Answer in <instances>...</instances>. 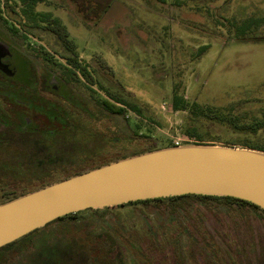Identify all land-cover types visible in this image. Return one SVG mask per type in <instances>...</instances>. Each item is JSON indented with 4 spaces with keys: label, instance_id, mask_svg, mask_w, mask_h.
Returning <instances> with one entry per match:
<instances>
[{
    "label": "rangeland",
    "instance_id": "obj_1",
    "mask_svg": "<svg viewBox=\"0 0 264 264\" xmlns=\"http://www.w3.org/2000/svg\"><path fill=\"white\" fill-rule=\"evenodd\" d=\"M34 7L61 20L96 81L112 93L122 87L153 119L107 112L97 103L106 98L98 86L84 79L65 82L66 64L58 55L67 53L57 37L41 33L20 41L8 32L10 25L23 24L16 18L19 8L0 17V43L11 53L7 63L23 81H11L19 88H5L0 106L15 110L38 134L65 132L52 151L37 146L39 138L29 141L30 155L21 159L46 182L155 146H193L185 134L187 113L170 105L176 84L190 102L236 106L249 120L262 117L264 40L236 39L227 21L263 17L264 0H36ZM253 33L264 35V26ZM32 77L38 92L24 83ZM212 135L208 146L236 139L220 128ZM32 233L1 251L0 264H264V212L222 202L87 210Z\"/></svg>",
    "mask_w": 264,
    "mask_h": 264
},
{
    "label": "water",
    "instance_id": "obj_2",
    "mask_svg": "<svg viewBox=\"0 0 264 264\" xmlns=\"http://www.w3.org/2000/svg\"><path fill=\"white\" fill-rule=\"evenodd\" d=\"M184 195L232 197L264 210V152L171 147L58 181L0 204V249L70 214Z\"/></svg>",
    "mask_w": 264,
    "mask_h": 264
},
{
    "label": "trees",
    "instance_id": "obj_3",
    "mask_svg": "<svg viewBox=\"0 0 264 264\" xmlns=\"http://www.w3.org/2000/svg\"><path fill=\"white\" fill-rule=\"evenodd\" d=\"M36 0H4V4L9 7V10L18 15L22 23L21 26H35L43 27L47 30L55 29L58 32L59 37L63 40V43L68 48L71 55L66 60V66L63 67L66 71L64 73L63 79L66 83L80 82L81 79L86 80L91 86H98L99 90L105 93L106 98H100L97 100L99 106L111 114H118L125 116L128 111H132L138 116L144 118L145 120L151 118V113L149 108L143 106L131 98L129 93H125L124 89L121 87L120 93H112L107 90L102 84L93 78L85 67H82L81 61L78 54L75 51L73 43L69 40V36L65 26L57 19L48 14H42L36 12L33 6ZM161 3L166 2V0H157ZM193 2H198L201 0H188ZM18 3L21 4L19 7ZM3 5V1H2ZM2 5H0V10ZM19 8V9H18ZM17 9L19 10L17 12ZM264 26V16L256 18H235L227 21V29L235 34L236 39L246 40L252 38L253 40H264V35L257 36L252 34L258 28ZM253 35V36H252ZM208 49V46H204L200 49L197 54L200 58ZM7 82V81H6ZM0 82V93L3 94L5 88H10L13 91L17 89L16 85L7 82L8 85H2ZM29 89L32 92H36V86L34 82L30 84ZM22 91V90H20ZM31 92V91H30ZM31 95V94H30ZM35 94L31 95V100L35 101ZM38 102V101H37ZM170 105L174 112H186L187 122L185 134L194 140V145H211L207 144L213 139L212 131L215 128L224 129L229 134L236 136V139L227 141L223 146L228 147H238V148H248L257 151L264 152V141L256 139L258 136H264V111L262 117L254 118L252 120L243 117L239 108L236 106L220 108L210 104H201L197 101L190 102L182 94L180 85H174L172 90V95L170 99ZM19 114L13 109H3L0 106V204L12 201L18 197L24 196L28 193L56 183L58 181L70 178L65 177L63 179H58L55 182H46L42 175L37 173V169L26 165L22 162V158L30 155V148L28 145L31 140H39V145L37 141L35 143L37 146L47 147L48 150L52 151L56 146V138L62 132L55 130H48L44 133L38 134L36 127H31L26 123H23ZM153 120V119H152ZM66 127V126H65ZM65 132L62 133L64 135ZM42 137H40V136ZM39 136V137H38ZM34 143V142H33ZM29 146V147H28ZM176 147L175 144H167L166 146H155L147 152ZM145 153V152H143ZM141 153V154H143ZM139 155V154H138ZM125 159V158H122ZM110 164V163H107ZM103 164V165H107ZM102 166V165H101ZM100 167V166H99ZM98 168V167H97ZM90 171V170H89ZM84 171L82 173H85ZM81 173V174H82ZM47 177V176H46ZM45 177V178H46ZM36 179L37 181H34ZM24 184V185H23ZM20 189H16V186H20ZM189 201H199L201 203L208 202H222L226 204H233L239 207H250L253 209L262 210L261 208L251 204L249 202L239 200L232 197H220V196H205V195H184L169 198H160L146 201L132 202L125 205H147V204H163L167 203L172 207H181L183 204ZM124 205H119L117 207H122ZM116 207V206H115ZM114 207H109L105 209H112ZM87 211V210H86ZM88 211H97L90 209ZM81 212L70 214L61 217L52 223L64 222L66 220H73L75 216H78ZM174 216H177L174 213ZM176 218V217H174ZM173 222V221H172ZM46 225V226H48ZM35 232V231H34ZM33 232V233H34ZM32 233V234H33ZM31 234V233H30ZM29 236V235H27ZM25 236V237H27ZM23 237V238H25ZM22 239V238H21ZM20 240V239H19ZM119 240V239H118ZM17 242V241H15ZM14 242V243H15ZM14 243H11L0 249V252L4 249L10 247ZM94 252H102V249L93 250ZM92 252V251H91ZM107 262L111 264H116L115 261Z\"/></svg>",
    "mask_w": 264,
    "mask_h": 264
},
{
    "label": "flooded vegetation",
    "instance_id": "obj_4",
    "mask_svg": "<svg viewBox=\"0 0 264 264\" xmlns=\"http://www.w3.org/2000/svg\"><path fill=\"white\" fill-rule=\"evenodd\" d=\"M33 6H34V3H33ZM6 8H7V6L3 2V5H2L1 10H0V17H6L7 13L10 15L13 14L12 11H9ZM34 9H36V8L34 7ZM39 13H41V12H39ZM54 18H56V17H54ZM59 21L61 22V20H59ZM62 25H63V23H62ZM63 26H65V25H63ZM65 28H66V26H65ZM66 30H67L69 40H70V35H69L70 32L68 31L67 28H66ZM8 32L11 36L16 37L20 41L24 40V42L28 41L29 38H34V39L38 38L39 34H41V33L51 34V35L58 38V40L60 41V44L62 45L63 51H65V53H67V54H63V55L62 54L58 55L64 61L65 64H66V60L63 57L67 58L69 55H71L68 51V48L65 46V44L63 43V40L59 37L58 32L55 29L47 30L43 27L21 26L19 24H16L15 26L10 25ZM73 46L75 48L74 44H73ZM10 58H11V53H10L9 48L6 45L0 43V82H3L2 85H8L7 82H9V81H10V83H11V81L21 82V83L23 82V81L17 79L18 74H17V71L12 67V64L7 63V60ZM33 82L36 86V92H38L39 88H40V84H39V81L37 80L36 77H34V78L32 77L31 81L27 80L24 83L29 84V86H30V84H32ZM17 88H19V87L17 86ZM27 88L29 89V87H27Z\"/></svg>",
    "mask_w": 264,
    "mask_h": 264
},
{
    "label": "built area",
    "instance_id": "obj_5",
    "mask_svg": "<svg viewBox=\"0 0 264 264\" xmlns=\"http://www.w3.org/2000/svg\"><path fill=\"white\" fill-rule=\"evenodd\" d=\"M175 145H176V147L182 146L179 142H176Z\"/></svg>",
    "mask_w": 264,
    "mask_h": 264
}]
</instances>
